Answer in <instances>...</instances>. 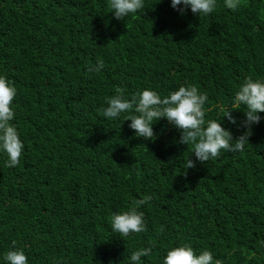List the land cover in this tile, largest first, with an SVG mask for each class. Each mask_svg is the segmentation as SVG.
Returning <instances> with one entry per match:
<instances>
[{
	"label": "trees",
	"instance_id": "obj_1",
	"mask_svg": "<svg viewBox=\"0 0 264 264\" xmlns=\"http://www.w3.org/2000/svg\"><path fill=\"white\" fill-rule=\"evenodd\" d=\"M144 6L117 20L109 0H0V76L17 89L11 123L24 144L17 166L0 152V264L13 248L29 264H131L146 247L141 264H162L185 244L221 264H264V141L249 138L196 182V169L181 172L189 149L176 135L160 136L159 158L100 114L116 86L164 97L189 80L211 105L244 76L262 79L264 0L235 11L217 0L200 16L171 0ZM98 60L103 69L89 73ZM145 195L147 230L113 232L112 215Z\"/></svg>",
	"mask_w": 264,
	"mask_h": 264
},
{
	"label": "clouds",
	"instance_id": "obj_2",
	"mask_svg": "<svg viewBox=\"0 0 264 264\" xmlns=\"http://www.w3.org/2000/svg\"><path fill=\"white\" fill-rule=\"evenodd\" d=\"M216 3L217 0H171V7L180 14L190 8L193 14L200 16L212 13ZM224 3L235 11L240 0H224ZM109 8L117 20L145 10L144 0H109ZM103 67V60H98L95 65L88 66V72H99ZM183 83L188 85L178 87L164 97V91L154 87L139 86L127 93L125 87L116 86L115 94L107 98L100 114L129 137L132 132L143 140L142 146L156 157L159 156L153 148L160 136L176 135L177 144L189 149L179 156L181 172L196 169V182L202 180L209 166L236 157L237 152L243 151L249 143V138L257 146L263 145L264 135L258 130L264 129V77L244 76L224 102L215 101L211 105L207 102L206 89L200 83L189 80ZM16 94L15 86L0 76V152L7 155L6 166L10 168L19 165L24 149L20 134L11 123L15 119L13 100ZM236 116H241L238 122ZM234 126L237 134L232 130ZM152 200L153 195H145L129 210L114 213L111 217L113 232L128 237L146 231L144 213L138 209ZM163 231L161 225L159 232ZM151 252V247L134 251L130 256L131 264H141V258ZM3 260L6 264H29L22 249L6 251ZM162 264H221V261L214 262L208 250L197 254L185 244L168 250Z\"/></svg>",
	"mask_w": 264,
	"mask_h": 264
}]
</instances>
